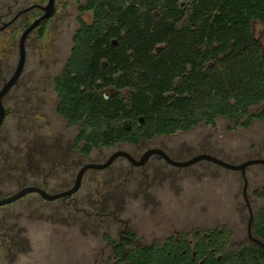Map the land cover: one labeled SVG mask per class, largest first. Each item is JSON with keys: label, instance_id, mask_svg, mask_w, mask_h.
Instances as JSON below:
<instances>
[{"label": "flooded vegetation", "instance_id": "obj_1", "mask_svg": "<svg viewBox=\"0 0 264 264\" xmlns=\"http://www.w3.org/2000/svg\"><path fill=\"white\" fill-rule=\"evenodd\" d=\"M46 1L0 0V89L15 70L22 32L43 13L39 5ZM55 2L52 15L24 39L22 71L1 99L0 129L8 118L42 120V113L21 95L27 89L18 87L26 42L33 34L42 35L56 12ZM14 54L10 68L6 60ZM56 98V114L67 125L78 126L73 136L58 131H0V199L25 187L38 189L0 204V264H44L41 257L46 256L52 264H217L230 252L264 251L257 243H264V140L257 146H243L241 154L235 155L233 148L226 151L209 133L174 137L187 131L176 130L152 136L134 133L132 141L87 148L86 141L78 140L80 125L57 112V93ZM255 105V117L264 120V100ZM119 151L130 158L119 154L104 164ZM93 152L101 156L93 158ZM198 156L202 157L195 159ZM216 160L259 161L232 169ZM88 163L102 166L84 168L76 184ZM229 173L230 211L208 212L200 189H217ZM43 237L49 242L38 241Z\"/></svg>", "mask_w": 264, "mask_h": 264}, {"label": "trees", "instance_id": "obj_2", "mask_svg": "<svg viewBox=\"0 0 264 264\" xmlns=\"http://www.w3.org/2000/svg\"><path fill=\"white\" fill-rule=\"evenodd\" d=\"M76 1L92 19L78 17L54 88L57 112L80 125L87 148L217 117L246 126L249 107L264 100V48L252 32L253 21L264 31V0ZM217 264H264V251Z\"/></svg>", "mask_w": 264, "mask_h": 264}, {"label": "rangeland", "instance_id": "obj_3", "mask_svg": "<svg viewBox=\"0 0 264 264\" xmlns=\"http://www.w3.org/2000/svg\"><path fill=\"white\" fill-rule=\"evenodd\" d=\"M55 3L56 12L44 26L42 35L35 36L33 34L26 42L25 68L20 81L21 87H18V89H27L26 91L23 90L24 93H22V90L19 92L36 106V112L42 113V120L34 122L23 118H8L0 131H58L70 133L73 136L78 130L77 125H67L66 121L55 112L57 98L53 86V77L60 72L69 54L71 38L78 27V17L90 22L92 14L89 10L79 11V3L75 0H56ZM253 33L264 48V31L258 21L253 22ZM2 44L6 46L8 43L2 42ZM16 56L17 54L11 55L9 60H6L9 62L10 68H13ZM257 111L258 105L249 108V114L254 119H251L246 126L234 124L226 118L218 117L214 125L199 123L186 132L176 133L174 137H199L200 134L209 133L210 136L215 137L218 142L223 144L226 151H231V148H233L235 155H240V151L244 149L243 146L246 147L253 143L257 146L256 142L264 140V120L255 117ZM245 119L246 117L242 120ZM103 150L105 154L109 153L107 149ZM100 156L97 152L91 153L93 158ZM231 176L232 174L229 173L228 177H223L221 185L217 189H210L208 186L200 189V196L207 201L208 212L225 214L230 211L226 188ZM240 187L241 183H239V189ZM37 239L41 243L49 242V239L45 237ZM41 259L44 264H52L53 262L48 256L41 257Z\"/></svg>", "mask_w": 264, "mask_h": 264}, {"label": "water", "instance_id": "obj_4", "mask_svg": "<svg viewBox=\"0 0 264 264\" xmlns=\"http://www.w3.org/2000/svg\"><path fill=\"white\" fill-rule=\"evenodd\" d=\"M39 6L43 10V13L40 16H38L36 19H34L22 32L20 40H19L20 55H19L18 62H17L16 67H15V70H14L13 74L10 76V78L4 83L3 87L0 89V124H1L3 117H4V108L2 107L1 99H2L3 95L7 92V90L17 81L18 76L22 71V67H23V63H24V47H23L24 39L33 30V28L35 26H37L41 21H43L44 19H46L52 15V13L54 11V0H47L45 4L39 5ZM32 7L33 6H30L29 8H32ZM112 43L115 44V40H113ZM103 66H104V63H103ZM119 154L126 155L127 157L129 156L125 152H122V151L115 152L106 160V162L104 164L110 163L113 160V158ZM201 157L202 156H198L195 159H199ZM129 158H130V156H129ZM194 160H191V161H194ZM216 161L223 164L224 166H226L228 168H232V169H237V168L240 169L241 168V169H243L246 165L258 162L259 160H248V161L243 162L241 164H230V163H226V162L221 161V160H216ZM89 166L100 167V166H102V164H96V163L86 164L80 170L76 184L80 180L81 173H82L83 169L86 167H89ZM33 190H38V189L36 187H25L10 197L0 199V204L14 200V199H16V198H18V197H20V196H22L28 192H31ZM257 243L264 249V243H262L259 240H257Z\"/></svg>", "mask_w": 264, "mask_h": 264}]
</instances>
